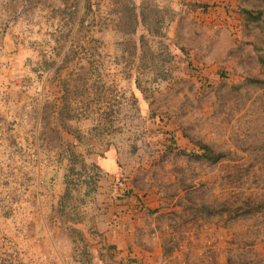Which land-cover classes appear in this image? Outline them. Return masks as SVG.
<instances>
[{"label":"crops","instance_id":"1","mask_svg":"<svg viewBox=\"0 0 264 264\" xmlns=\"http://www.w3.org/2000/svg\"><path fill=\"white\" fill-rule=\"evenodd\" d=\"M195 2L0 0V264H185L167 248L186 162L161 156L133 78L173 74L171 41L234 45L201 36Z\"/></svg>","mask_w":264,"mask_h":264},{"label":"rangeland","instance_id":"2","mask_svg":"<svg viewBox=\"0 0 264 264\" xmlns=\"http://www.w3.org/2000/svg\"><path fill=\"white\" fill-rule=\"evenodd\" d=\"M195 3L200 13L191 22L200 25L201 36L234 45L220 58L208 47L206 57L194 52L199 72L176 69L159 79L161 91L151 104L225 154L215 163L173 155L175 168L186 162L182 189L193 204L185 216L168 220L175 234L167 250L185 264H264V83L245 79L264 78V0ZM241 7L263 10L261 20H243ZM200 173L207 177L201 180ZM166 175L177 184L176 173Z\"/></svg>","mask_w":264,"mask_h":264},{"label":"trees","instance_id":"3","mask_svg":"<svg viewBox=\"0 0 264 264\" xmlns=\"http://www.w3.org/2000/svg\"><path fill=\"white\" fill-rule=\"evenodd\" d=\"M202 8L205 10V5H202ZM240 13L245 21H259L262 18L263 10L258 9L254 11L248 7H241ZM169 44L173 49V53L170 54V57L165 58V60L174 63L171 69H180L185 74L196 75L199 69L196 64L197 56L193 49L186 45L177 44L174 41L169 42ZM171 76L173 75H161V78L169 79ZM245 79L250 82L264 83V78L256 76L248 75ZM156 91H161V86L157 83L155 77L143 79L137 75L133 78L134 100L142 106L144 118L153 122V125L147 130L156 135V143L162 148L161 156L175 153L184 155L189 159L205 160L209 163L219 161L225 154L223 151L215 149L208 142L195 137L180 125L172 122L170 115L166 111H156L149 106L155 97ZM178 132L185 139L184 144L180 143L177 137Z\"/></svg>","mask_w":264,"mask_h":264}]
</instances>
